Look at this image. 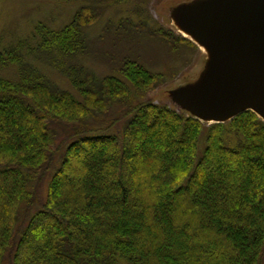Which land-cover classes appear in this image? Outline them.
Returning <instances> with one entry per match:
<instances>
[{"label": "trees", "instance_id": "1", "mask_svg": "<svg viewBox=\"0 0 264 264\" xmlns=\"http://www.w3.org/2000/svg\"><path fill=\"white\" fill-rule=\"evenodd\" d=\"M97 18L83 7L62 28L40 22L33 46L21 40L0 53L19 74L0 78V264H264V121L247 111L208 125L166 105L128 103L129 85L146 92L160 76L126 58L100 79L67 60L88 53L85 29ZM175 42L199 49L184 36ZM122 102L119 119H129L118 135L79 129ZM48 120L78 130L17 239L32 184L57 162Z\"/></svg>", "mask_w": 264, "mask_h": 264}, {"label": "rangeland", "instance_id": "2", "mask_svg": "<svg viewBox=\"0 0 264 264\" xmlns=\"http://www.w3.org/2000/svg\"><path fill=\"white\" fill-rule=\"evenodd\" d=\"M200 1L205 0H0V53L21 40L28 39L29 44L33 46L36 41L31 36L38 23L59 29L69 23L81 8L88 7L98 17L85 29L89 44L88 53L73 61L67 60L83 65L100 79L117 75L118 68L126 58L136 60L159 75L160 80L154 88L146 92L137 91L129 85L131 96L128 103L153 102L195 117L192 109L181 100L180 93L202 81L209 56L205 51L176 43L175 40L182 36L176 26L181 11ZM163 33L171 35L172 40L161 36ZM24 54L26 60L41 69L55 85L76 94L68 79L53 66L35 58L27 49ZM18 75L15 65L0 63V78L16 82ZM125 103L114 104L107 114H97L86 123L80 124L79 129L94 127L105 129L106 134L118 135L129 119H119L128 109ZM116 119L119 120L115 121ZM48 122L55 133L57 162L40 181L32 184L36 198L31 206L25 205L20 210L16 228L17 239L30 217L41 209L48 181L59 167L61 156L64 154V142L78 130L52 120ZM110 125L113 127L108 130ZM204 147L205 142L202 143L201 150Z\"/></svg>", "mask_w": 264, "mask_h": 264}, {"label": "water", "instance_id": "3", "mask_svg": "<svg viewBox=\"0 0 264 264\" xmlns=\"http://www.w3.org/2000/svg\"><path fill=\"white\" fill-rule=\"evenodd\" d=\"M191 40L210 52L206 74L180 98L202 122L253 111L264 121V0H205L181 11Z\"/></svg>", "mask_w": 264, "mask_h": 264}, {"label": "bare ground", "instance_id": "4", "mask_svg": "<svg viewBox=\"0 0 264 264\" xmlns=\"http://www.w3.org/2000/svg\"><path fill=\"white\" fill-rule=\"evenodd\" d=\"M176 26H177V28H178V30H179V32L182 34V36H184L185 38H187V39H189V40H191V38L193 39V37H192V35L191 34H189V33H187L184 29H183V27H182V25L179 23V22H177L176 23ZM192 41V40H191ZM197 45V44H196ZM199 47V46H198ZM199 49L201 50V51H205V52H210V50L205 46V45H202V48H200L199 47ZM253 112V111H252ZM245 113V112H244ZM243 114V113H242ZM257 115V114H256Z\"/></svg>", "mask_w": 264, "mask_h": 264}]
</instances>
